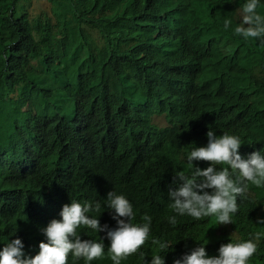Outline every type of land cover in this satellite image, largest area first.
<instances>
[{
    "label": "trees",
    "instance_id": "obj_1",
    "mask_svg": "<svg viewBox=\"0 0 264 264\" xmlns=\"http://www.w3.org/2000/svg\"><path fill=\"white\" fill-rule=\"evenodd\" d=\"M32 1L0 0V249L21 238L34 256L45 241L41 229L80 189L92 200L116 190L129 197L137 221L150 215L151 235L176 243L161 253L166 264L201 238L217 243L188 216L168 223L166 185L185 166L176 130L192 110L206 141L211 126L216 135L239 134L240 150L264 149V46L233 32L243 0H206L207 24L187 33L177 31L173 0H47L51 14L34 16ZM225 17L233 21L227 30ZM162 115L173 125L163 130L170 156L157 148L154 117ZM241 208L239 237L264 231L255 215L264 217V193ZM104 243L105 256L92 264H112ZM142 251L150 260V241ZM253 258L264 264L263 237ZM69 264L84 261L70 255ZM122 264H143L139 251Z\"/></svg>",
    "mask_w": 264,
    "mask_h": 264
},
{
    "label": "clouds",
    "instance_id": "obj_2",
    "mask_svg": "<svg viewBox=\"0 0 264 264\" xmlns=\"http://www.w3.org/2000/svg\"><path fill=\"white\" fill-rule=\"evenodd\" d=\"M211 1L218 6L220 0ZM205 4L206 0L204 4L199 1V5L196 0H173L170 13L176 18L177 31L187 33L202 29L208 22L203 13L207 11ZM262 6L264 0H243L235 10L237 23L233 32L245 41L255 39L264 46V12L258 11ZM232 25L230 18L223 19L225 30ZM89 30L93 34L92 40L100 46L94 29L90 27ZM171 50L178 52L180 47L175 45ZM193 113V110L189 113L182 129L176 130L179 159L185 166L174 172V183L166 185L169 188L168 207L173 213L166 219L175 226L178 217L188 216L219 241L211 244L201 238L199 244H192V248L173 264H256L253 257L257 254L259 241L262 237L264 240V231L250 232L248 238H240L239 216L242 205L264 193V149L250 146L240 150L246 142L239 134L224 131L222 135H216L211 126L206 133L207 142L205 135L198 136L195 132ZM154 123L161 130L155 128L160 138L157 148L170 156L163 130L173 128V125L165 115L155 116ZM198 161L211 163L201 168ZM92 178L97 182L103 180L98 174ZM65 200L51 216L59 219L51 220L41 229L45 241L40 242L34 256L25 252L21 238H15L0 249V264H69L70 255L73 262L82 259L84 264H92L105 256V239L109 241L107 256L112 264H122L138 251L143 264H166L161 253H166L176 243L152 236V217L145 213L137 221L134 205L124 193L113 190L103 200H92L80 189ZM261 212L255 213L260 215L258 225H264ZM78 229L86 239L81 238ZM147 241L151 242L150 260L145 259L147 252L142 251Z\"/></svg>",
    "mask_w": 264,
    "mask_h": 264
},
{
    "label": "rangeland",
    "instance_id": "obj_3",
    "mask_svg": "<svg viewBox=\"0 0 264 264\" xmlns=\"http://www.w3.org/2000/svg\"><path fill=\"white\" fill-rule=\"evenodd\" d=\"M29 12L33 16L43 12L46 14L47 13L51 14V3L48 2L47 0H33L31 5L29 6ZM94 31L98 36L97 30L94 29ZM66 44H67V39L61 40V42H59V47L64 49Z\"/></svg>",
    "mask_w": 264,
    "mask_h": 264
}]
</instances>
